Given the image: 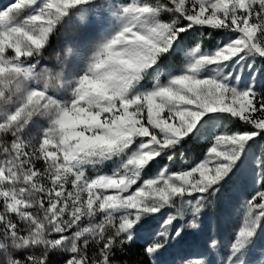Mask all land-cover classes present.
<instances>
[{
    "label": "snow or ice",
    "instance_id": "6c2138e0",
    "mask_svg": "<svg viewBox=\"0 0 264 264\" xmlns=\"http://www.w3.org/2000/svg\"><path fill=\"white\" fill-rule=\"evenodd\" d=\"M134 243L264 264V0L0 4V264Z\"/></svg>",
    "mask_w": 264,
    "mask_h": 264
},
{
    "label": "rangeland",
    "instance_id": "374dc122",
    "mask_svg": "<svg viewBox=\"0 0 264 264\" xmlns=\"http://www.w3.org/2000/svg\"><path fill=\"white\" fill-rule=\"evenodd\" d=\"M7 2H8V0H0V4H5V3H7ZM218 35H219V34H218ZM55 44H56V38L53 37V45H55ZM201 147H202V146H198V147L195 149V152H196L197 155L200 154V148H201ZM253 148H254V150L256 151V153L259 154V151H260V149H259V143H258L257 145H254ZM161 163H164V161H162ZM181 165H182V162H181L179 159H177L176 162H175V164L172 165V168H173V170H176V169L180 168ZM154 167H155V165H153V168H154ZM153 168H150V169L148 170V174H151V172L153 171ZM232 227H233V224L230 223V224L228 225V229L231 230ZM200 239H201V237H198V236H192V237L189 238V242L192 243V244H195V243H198ZM133 247H137V248L139 249V255H138V256H139L140 261L136 262L135 264H147V263H148V261H146L147 257H145V256L143 255L139 243H134V244L131 246V248H129V249H133ZM166 259H171V257H166ZM142 260H143V261H142ZM131 262H132V260H131Z\"/></svg>",
    "mask_w": 264,
    "mask_h": 264
},
{
    "label": "trees",
    "instance_id": "16d2710c",
    "mask_svg": "<svg viewBox=\"0 0 264 264\" xmlns=\"http://www.w3.org/2000/svg\"><path fill=\"white\" fill-rule=\"evenodd\" d=\"M128 251L130 254L127 257H122V259H128L130 262L132 260V262H134V264L136 262L140 261L139 256H138L139 255V249L137 247H133V249H129ZM146 261H148V260L146 259Z\"/></svg>",
    "mask_w": 264,
    "mask_h": 264
}]
</instances>
